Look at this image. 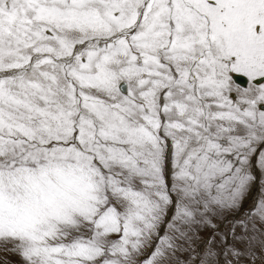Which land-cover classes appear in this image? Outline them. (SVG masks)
<instances>
[{
  "label": "snow or ice",
  "instance_id": "1",
  "mask_svg": "<svg viewBox=\"0 0 264 264\" xmlns=\"http://www.w3.org/2000/svg\"><path fill=\"white\" fill-rule=\"evenodd\" d=\"M0 252L264 264V0H0Z\"/></svg>",
  "mask_w": 264,
  "mask_h": 264
},
{
  "label": "rangeland",
  "instance_id": "2",
  "mask_svg": "<svg viewBox=\"0 0 264 264\" xmlns=\"http://www.w3.org/2000/svg\"><path fill=\"white\" fill-rule=\"evenodd\" d=\"M260 194L261 193H260L259 185H257V187L252 190L250 196L244 202L243 209L238 215L239 216L245 215L248 212V210L253 207L254 203L259 198ZM228 219L230 221L232 219V216L229 215ZM217 223L220 224L222 231L227 230L228 225L226 223H223L219 220L217 221ZM204 235L207 234L204 233ZM0 264H17V258L11 256L10 254H5L3 252H0Z\"/></svg>",
  "mask_w": 264,
  "mask_h": 264
}]
</instances>
